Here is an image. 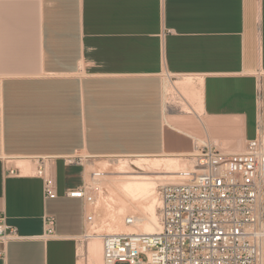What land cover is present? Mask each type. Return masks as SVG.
Segmentation results:
<instances>
[{
    "label": "crops",
    "instance_id": "crops-1",
    "mask_svg": "<svg viewBox=\"0 0 264 264\" xmlns=\"http://www.w3.org/2000/svg\"><path fill=\"white\" fill-rule=\"evenodd\" d=\"M257 135L264 0H0V211L18 235L0 264L88 255L83 203L65 195L85 169L65 156L240 152L220 146L245 149ZM39 155L54 157V198L32 165L6 173L4 158ZM44 214L55 218L51 236Z\"/></svg>",
    "mask_w": 264,
    "mask_h": 264
},
{
    "label": "built area",
    "instance_id": "built-area-1",
    "mask_svg": "<svg viewBox=\"0 0 264 264\" xmlns=\"http://www.w3.org/2000/svg\"><path fill=\"white\" fill-rule=\"evenodd\" d=\"M184 157L192 159L195 171L179 172L187 179L158 186L160 226L153 232H97L105 189L97 178L101 172L94 171L89 182L68 188L65 195L83 203L84 231L79 246L100 236L102 264H264V137L257 135L247 141L240 152L204 144ZM17 158H4L7 175L22 174L13 164ZM77 158L65 156L64 162L73 164ZM24 159L31 163V173L41 179L43 197H56L50 170L54 157ZM104 204L110 211L111 202L104 200ZM43 223L44 235H53L54 216L44 214ZM135 223L134 214L124 218L125 225ZM17 237L16 227L0 211V258L6 256L8 242ZM80 259L87 261L86 251L79 252Z\"/></svg>",
    "mask_w": 264,
    "mask_h": 264
},
{
    "label": "bare ground",
    "instance_id": "bare-ground-1",
    "mask_svg": "<svg viewBox=\"0 0 264 264\" xmlns=\"http://www.w3.org/2000/svg\"><path fill=\"white\" fill-rule=\"evenodd\" d=\"M189 81L190 80L187 79L184 81L176 82V86H177V88L182 89V91H183L184 86L187 85ZM171 88L172 87L169 83V79H166L165 89L170 90ZM182 154H180V155H182ZM187 158L189 159V160L188 159L187 160L190 163V167L186 166L184 156H177V155L167 156V154H166V156H154L153 158L141 157L137 160L132 161L131 164H133L136 167V169L142 170V171L145 170V172H146L147 168H151V167L153 168L154 167L153 171L156 170L155 168H157L158 171H159V169L164 170L163 171L164 174L165 173H173L177 177L178 172L190 173V172L195 171V167H194V164L192 162V159L189 157H187ZM15 161H16V159H14L13 164H16V166L20 167L22 169V172L25 173V172L29 171V169L31 167V164L29 162L24 161V160H18L16 162ZM188 161H187V163H188ZM107 165H109V164H107ZM118 167L121 168L119 172L117 171L118 176L120 173L125 174L130 169H132L129 161H126V160L118 161ZM178 168H182V169L178 171L177 170ZM157 170H156V173L159 174V172L161 170L159 172H157ZM151 173H152V171H151ZM151 173H149V174H151ZM90 174H92V172ZM101 174L102 173H100V175ZM124 174L120 177H117V176H116L117 178L115 177L117 180V185L115 186L116 187L115 189H117V190L119 189V190L116 191V193H113V192H115L114 188L109 190L112 192H110L111 195H109L107 197H108V199H110V202L112 201V203H111L112 207H111L110 213L108 212L109 217H107V218H110V221L115 220L116 222L120 223L121 220L123 219V221H124V218L126 217V216L123 217V214L125 212H127L128 210H132V208L135 207L134 202L139 201V202L143 203V201H144L145 204H141V208L139 207L137 209V210H139L140 214L135 215L136 216V223L134 225H125L124 224L125 229H121V228L116 229L114 232H119V231L153 232V231L157 230L160 226V222H159L158 210H157V199L155 196L156 195L155 192L157 189L156 180L154 178H152L151 176H148L147 175L148 173L140 174V172L136 171V170L132 173V175H124ZM163 176H165V175H163ZM168 176H169V174H168ZM99 177H97L98 180H100L101 177H105V176L102 175ZM158 177H159V175H158ZM161 177H159L158 179L160 180ZM174 177H172V175H171V177L169 179L173 178V180H174ZM165 178H167L166 180H168V177H165ZM162 179L163 178H161V180ZM176 179H178V178H176ZM100 181H102V180H100ZM108 189H109V187H108ZM117 192H119L122 196L116 195ZM88 254H90V256H91L90 264H102V242H101L100 236H95V237H92L90 239V241L88 242Z\"/></svg>",
    "mask_w": 264,
    "mask_h": 264
},
{
    "label": "rangeland",
    "instance_id": "rangeland-1",
    "mask_svg": "<svg viewBox=\"0 0 264 264\" xmlns=\"http://www.w3.org/2000/svg\"><path fill=\"white\" fill-rule=\"evenodd\" d=\"M174 93V92H173ZM179 100V99H178ZM220 149H226V150H229V151H238V150H241V151H243V149H244V147H240L239 149H237V150H233L231 147H229V146H226V145H222V146H220ZM162 156H166V155H162ZM150 158H153L154 156H149ZM137 157L136 156H102V157H85V158H83V157H79V158H77V161L76 162H78V163H76L75 162V164H81V165H83L84 166V169H85V171H84V174H85V180L87 181V182H89L91 179H90V173L91 172H94V171H100L102 174L100 175V176H105V177H101V179L100 180H102V181H100V183H101V185L105 188L104 189V192H103V200L100 202V204H99V208H100V211H101V216L97 219V227H96V230H97V232H99V233H104V232H107V233H111V232H114L116 229H125V225H124V221H123V219L121 220V222L120 223H118V222H116L115 220H113V221H110V218H107V217H109L108 215H109V213H110V211H108V208H106L107 206L104 204V200H105V202H107V200H109L110 201V199H108V197L107 196H109V195H111V193L110 192H112V191H109L110 189H112V188H116L115 186L117 185V180H116V178L117 177H120V176H122L124 173H120L119 174V176H118V172L120 171V169L121 168H119L118 167V161H120V160H127V161H129V163H130V166H131V168L135 171H139L140 172V174H146V173H148L147 175L148 176H151L152 178H154L155 180H156V184H157V188H158V186L159 185H161V184H163V183H166V182H177V181H181L182 179H187V177H185V178H182L181 176H178L179 174H177V177H176V175L175 174H173V173H163V171L164 170H161V169H159V171L157 170V168H155L156 170H157V172H159V174L158 173H156V170H154L153 171V168L151 167V168H147L146 169V172H145V170L144 171H142V170H138V169H136V167L133 165V164H131L132 163V160H134V159H136ZM185 158V163H186V166H189L190 167V163H189V159L187 158V157H184ZM188 159V160H187ZM187 161H188V163H187ZM74 164V163H73ZM107 164H109V165H107ZM135 167V168H134ZM132 169H130L127 173H125L124 175H132V173L134 172ZM182 168H178L177 170L179 171V170H181ZM51 172H52V165H51ZM149 172H148V171ZM118 171V172H117ZM151 171H152V173H151ZM107 172V173H106ZM132 172V173H131ZM154 172V173H153ZM130 173V174H129ZM149 173H151V174H149ZM179 173V172H178ZM162 174V175H161ZM168 174H169V176L171 177V175H172V177H176V178H178V179H176L175 177H174V180H173V178H171V179H169L170 177L168 176ZM155 175V176H154ZM158 175H159V177H161V178H163L162 180H161V178H160V180L158 179L159 177H158ZM163 175H165V176H163ZM174 175V176H173ZM117 176V177H116ZM107 177V178H106ZM116 177V178H115ZM165 177H168V180H166L167 178H165ZM100 178V177H99ZM157 178V179H156ZM107 180V181H106ZM111 180V181H110ZM114 184V185H113ZM108 187H109V189H108ZM119 190V189H118ZM117 189H115V192H113V193H116V191H118ZM112 193V194H113ZM157 193V189H156V192H155V194ZM116 195H119V196H122L119 192H117V194ZM106 196V197H105ZM156 196V195H155ZM105 197V198H104ZM111 203H112V201H111ZM103 204V205H102ZM141 204H145L144 203V201H143V203L142 202H139V201H136V202H134V208H132V210H128L127 212H125L124 214H123V217L124 216H127V215H130V214H134V215H139L140 214V212H139V210H137L139 207L141 208ZM103 206V207H102ZM111 207H112V205H111ZM110 209V208H109ZM109 212V213H108ZM108 213V214H107ZM107 215V216H106ZM115 221V222H114ZM111 222V223H110ZM118 223V224H117ZM110 224V225H109ZM113 230V231H112ZM90 240H88L87 241V243L89 242ZM90 259H91V256H90V254H88L87 255V261H85L84 262V260H82V263L81 264H90ZM118 264H127V263H125V262H119Z\"/></svg>",
    "mask_w": 264,
    "mask_h": 264
}]
</instances>
